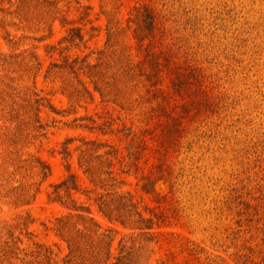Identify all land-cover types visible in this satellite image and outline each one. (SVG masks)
Returning <instances> with one entry per match:
<instances>
[{"label": "rangeland", "instance_id": "obj_1", "mask_svg": "<svg viewBox=\"0 0 264 264\" xmlns=\"http://www.w3.org/2000/svg\"><path fill=\"white\" fill-rule=\"evenodd\" d=\"M68 137L118 149L98 194L130 192L157 236L49 199ZM121 240L132 264H264V0H0V264H113Z\"/></svg>", "mask_w": 264, "mask_h": 264}, {"label": "trees", "instance_id": "obj_2", "mask_svg": "<svg viewBox=\"0 0 264 264\" xmlns=\"http://www.w3.org/2000/svg\"><path fill=\"white\" fill-rule=\"evenodd\" d=\"M143 23L144 27L142 28V33L146 31L147 35L144 37L150 36V32L153 31L155 27V16L154 13L149 8H144ZM148 31H150L148 33ZM85 34L81 27H68V34L62 38L60 42H67V44H72L76 41L79 43L83 41ZM149 39V38H148ZM145 38L140 39L139 42H142ZM68 45L66 47L67 49ZM57 48V47H55ZM66 57L65 59H67ZM77 60V59H76ZM69 62V61H67ZM153 63V62H152ZM154 64V65H153ZM152 68H155L158 71L160 66L159 61H154ZM56 65V64H54ZM73 68V66H72ZM174 75L182 77L183 74L181 71H175ZM150 76V75H149ZM186 80H178L174 82V85L177 86L178 90H183L186 85ZM85 90L91 95L90 89L84 84ZM79 140V143L75 145L74 151L77 152V161L79 167L83 169V173L86 175L87 179L93 184L92 187H82L79 182V175L77 171H74L71 168L72 163L70 159L73 157V151L70 146ZM61 153L64 158H66L67 164V175L58 182L51 183L50 191L48 192L49 199L52 202L59 203L62 206L69 208L72 212L69 214V217L76 216L79 219L87 220L97 226L94 213V205L97 206V212L101 213L103 216L109 218V220L114 219L122 224L131 225L130 228H136L140 230H145L143 233L146 236L152 238V236H157L158 232H152L154 225L157 224L153 216L146 217L139 208L138 202L135 200L134 196L130 192L119 193L118 191H108L102 194H98L100 189H104L109 181L116 180L115 175L113 174V164L114 160L119 156V151L108 141L103 139H87L86 137L75 138L68 137L62 143ZM38 161H41L38 158ZM43 170L41 173L46 177L49 175V165L44 162H41ZM156 184L153 181H148L143 185V189L146 191H154ZM84 194L86 196V201H80V195ZM94 195V196H93ZM71 219V218H68ZM68 225L64 223L63 230L67 228ZM110 230V229H109ZM92 232V231H89ZM105 234V233H104ZM100 235L98 245H94V251L98 247L95 254L100 255L103 248L106 247L109 255H111V243L112 238L111 234ZM65 238L64 234L61 235ZM105 237V238H104ZM107 237H110V240L107 242ZM68 246L70 248L69 254L76 255L77 246L71 243L70 239H66ZM106 242V243H105ZM94 256L93 261H96V258L102 257ZM115 261L113 264H132L133 262V250L131 246H128L127 243H120L118 254L114 256Z\"/></svg>", "mask_w": 264, "mask_h": 264}]
</instances>
